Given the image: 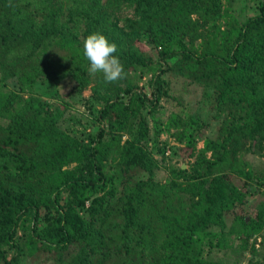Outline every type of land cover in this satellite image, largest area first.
I'll list each match as a JSON object with an SVG mask.
<instances>
[{
    "label": "trees",
    "instance_id": "1",
    "mask_svg": "<svg viewBox=\"0 0 264 264\" xmlns=\"http://www.w3.org/2000/svg\"><path fill=\"white\" fill-rule=\"evenodd\" d=\"M250 1L246 16V0H0V264H264V167L247 157L264 155V0ZM92 33L124 79L89 74ZM169 148L182 161L153 185Z\"/></svg>",
    "mask_w": 264,
    "mask_h": 264
},
{
    "label": "rangeland",
    "instance_id": "2",
    "mask_svg": "<svg viewBox=\"0 0 264 264\" xmlns=\"http://www.w3.org/2000/svg\"><path fill=\"white\" fill-rule=\"evenodd\" d=\"M253 4L254 3L251 2L250 0H246L245 2L246 7L244 9V15L248 16L254 12ZM241 5H243V2L236 1L232 6L233 11H237L239 9L238 7H240ZM183 88H184V90L182 91L183 99H184L183 102L186 104H193L189 106L195 107L196 109L195 111L198 114V116L201 119H205V111L208 109V107L205 102V98H203V96L200 95L199 88H193L192 85H189V84H186V85L184 84ZM82 95L83 96L88 95V90L87 89L84 90L82 92ZM75 107L78 108L79 110L82 109V107L79 104H76ZM171 110H172V105L170 103L162 102L161 109L159 110L158 116L162 120H165ZM209 123H210L209 124L210 126L202 130L203 134L207 136L212 135L214 131V127H215L214 122L209 121ZM165 137H166L165 134L160 135V139H164ZM165 139L169 141V145H174V146L176 145V147H178V144H176L171 138L166 137ZM197 145L200 146L201 141H198ZM175 152H176L175 154H172L169 148V153L166 155L165 154L163 156L157 155V154L154 155V157L158 160L159 166L155 170V177L157 181L153 183V185H156L157 182L160 184H163V181L166 180L168 164H174V163L177 164V163H180V161H182V158L179 157V155L177 154L178 149L177 151L175 149ZM247 157L249 158L250 162L253 164V167L255 169L264 167V155L263 154L258 153V154H255V156L248 155ZM181 165H184V164L182 163ZM259 197H260V193H255V195L248 197L246 199L247 202L241 208L240 207L235 208L234 212H243V213L251 212L252 209L254 208L255 203L259 199ZM230 217H231V213L226 215L227 221L230 220ZM213 256L215 259H218L219 257H222V254L221 252H217ZM27 264H32V263L29 262ZM240 264H245V260H243Z\"/></svg>",
    "mask_w": 264,
    "mask_h": 264
},
{
    "label": "clouds",
    "instance_id": "3",
    "mask_svg": "<svg viewBox=\"0 0 264 264\" xmlns=\"http://www.w3.org/2000/svg\"><path fill=\"white\" fill-rule=\"evenodd\" d=\"M117 45L100 33H92L83 42V57L89 62V74H101L105 83L125 78V69L118 56Z\"/></svg>",
    "mask_w": 264,
    "mask_h": 264
},
{
    "label": "built area",
    "instance_id": "4",
    "mask_svg": "<svg viewBox=\"0 0 264 264\" xmlns=\"http://www.w3.org/2000/svg\"><path fill=\"white\" fill-rule=\"evenodd\" d=\"M168 151H165V154H167Z\"/></svg>",
    "mask_w": 264,
    "mask_h": 264
},
{
    "label": "water",
    "instance_id": "5",
    "mask_svg": "<svg viewBox=\"0 0 264 264\" xmlns=\"http://www.w3.org/2000/svg\"><path fill=\"white\" fill-rule=\"evenodd\" d=\"M181 166H184V165H181Z\"/></svg>",
    "mask_w": 264,
    "mask_h": 264
}]
</instances>
